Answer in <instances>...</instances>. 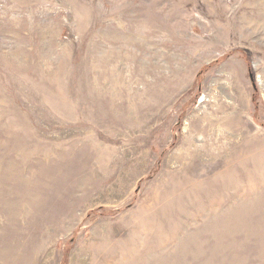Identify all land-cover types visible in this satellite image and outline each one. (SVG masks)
I'll return each mask as SVG.
<instances>
[{
	"label": "rangeland",
	"instance_id": "obj_1",
	"mask_svg": "<svg viewBox=\"0 0 264 264\" xmlns=\"http://www.w3.org/2000/svg\"><path fill=\"white\" fill-rule=\"evenodd\" d=\"M0 264H264V0H0Z\"/></svg>",
	"mask_w": 264,
	"mask_h": 264
}]
</instances>
